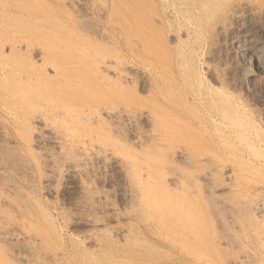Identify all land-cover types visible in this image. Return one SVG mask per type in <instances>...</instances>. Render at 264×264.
<instances>
[{
  "label": "rangeland",
  "instance_id": "1",
  "mask_svg": "<svg viewBox=\"0 0 264 264\" xmlns=\"http://www.w3.org/2000/svg\"><path fill=\"white\" fill-rule=\"evenodd\" d=\"M185 3L191 4L192 1L0 0V16L8 12L13 13L10 17H0V194H2L0 196L2 198L0 200V264H183L178 262L170 250L158 244L155 237L152 235L143 236L141 231L145 229V226H143L144 223L136 219L137 210L135 207L138 208V201L134 199L133 187H130L132 186L130 184L133 170L125 166L124 152L117 151L116 153L109 141L102 142L98 147L100 149L89 146L86 149H81L79 153L85 154L83 156L75 149L74 152L77 151L75 153L69 149L64 150L59 144L58 135L53 131L54 128L44 126L45 121L38 118L31 123L33 129L30 131L32 134L31 151L36 154L42 165L38 170L28 163L24 152L22 153L20 150L18 138L23 133L22 130L10 131V126L15 122V112L20 111L21 104L24 103L23 100L26 98L27 102L31 103L32 96L30 89L17 82L19 80L16 79L17 73L28 69L18 55V46L21 40L25 38L39 40L40 43L42 41V45L45 43L50 48L55 42H57L55 44L63 46L62 41H67V38L79 40L85 38L98 45L103 55L110 57L106 61L107 64H110L115 60V36H131L137 50L141 49L138 45L142 43L149 47L150 38L153 41L155 60H150L152 63L148 62L147 50L143 60H135L130 66L133 68L128 67L129 69L127 68L126 71L129 74V80H125V86L129 93L144 103V106L152 104L156 98L171 99L172 97V100H175L185 111L192 112L191 115H188L191 117L193 111H197L194 108L197 105L193 106L192 104L193 94L199 90L202 83L203 92L210 94L207 95L209 96L208 109L211 106H217L218 103L221 106L224 99L235 103L240 109L238 108V114L237 110L236 112L233 109L231 112L228 110L227 116L230 118L228 122L237 123L240 120L243 123V128L239 129L242 132L246 131L244 133L253 138L252 142L259 134V136H263L260 138H264V65L262 67L249 65L247 62L251 55L246 60L238 45V42L245 38L244 40L253 41L257 50L264 51V6H261L262 4L257 0H253L249 7L247 6L249 3L245 2L238 6L239 9L236 8L237 5L230 9L235 12H220L219 14H223L225 17H220L218 14L214 20L219 23L216 21L214 23L216 26L212 24L214 21L212 20L209 23L210 29L208 28L210 32L203 37L198 32V35L193 32L196 19L189 21L177 17L175 14L180 8L187 10ZM252 6H256L255 9L250 8ZM186 34H191V36L188 37ZM72 46H70L71 52L79 49L83 53L81 50L85 48L81 44ZM36 55L37 53H33L32 57L36 59ZM35 61L38 65L41 64L40 58L37 57ZM48 68V74L54 77V68ZM111 70V73L106 74L115 80L113 67ZM153 82H157L154 83V87H152ZM156 84H158L157 88ZM84 89H82L83 92ZM209 89H211V93ZM51 93L56 94L57 92ZM127 94L128 92H126ZM182 95L185 99L181 97ZM179 98L189 101H184V105ZM187 103L192 104L193 107ZM59 110H66V106L59 107ZM228 113H232V117ZM166 114L177 115L176 112L169 110H166ZM206 117L208 118V115L204 116V118ZM144 119L141 120L142 122H138L137 128H134L135 126L130 128L123 121L122 123L110 121L114 139L134 148L133 153L139 157H144V153L147 151L140 147L141 143H146L148 139L149 128ZM184 120L186 121V119ZM183 121L181 120V125L185 124L187 128L189 120L186 121L187 125ZM167 125L169 126V122ZM223 128L224 126H219L220 130ZM213 129V126L209 124V130L213 131ZM198 132L201 135L204 134L200 130ZM200 134L198 141L201 144L204 139ZM51 136L57 141L50 140V138L53 139ZM202 146L197 148L198 156H209L206 159L211 161L201 163L196 168L189 165V162L187 163L184 159L180 160L177 155L172 156V152L159 155L149 151V159H144L141 165L149 166L151 164L162 173L166 172L168 179L172 180L173 178L172 182L169 180V184L175 180L186 183L193 174L195 176L199 174L196 176L199 178L197 195L207 199L210 197V200L215 199L216 202L211 200L210 202L213 203L207 204L208 211L213 213L214 227L206 232V238L212 240L219 232L224 233L223 231L232 236L231 234L236 233L237 225H228V223L224 225V217L228 218L231 211L230 207L227 210L225 206L222 207V210L218 200L221 197H230V195H233L230 197L232 200L237 197H245L231 190L226 191V188L230 189L235 177L232 163L231 165L229 163L222 174L217 173L215 163L210 159L209 148ZM259 148L264 151V147L260 146ZM86 154L91 155L87 156ZM71 155L75 157H70ZM47 157H51V159ZM95 157H98L99 166L96 164ZM91 158L93 162L89 161ZM49 159L52 162L48 161ZM87 161L90 162V167ZM122 162L124 165H118ZM24 165L28 167V170ZM52 166H54V170ZM253 167H248L247 171L245 170L248 177H250L248 169L255 175V167L259 166H255V169L252 170ZM56 169H59L60 173ZM125 171L128 172L124 174ZM172 172H176V174ZM203 178L206 180L209 178V181L206 182ZM251 178H255V176ZM158 179L159 177L155 175L153 182L156 183ZM214 180H219L229 187L217 191L212 187ZM253 181L252 184H254ZM175 183L172 184L173 186L171 185V188L176 191V189H180L178 186L181 184L177 182L175 185ZM151 190H155V188ZM173 194V196L178 195V193ZM263 196L264 194H259L253 197L261 199V197L264 198ZM13 205L14 207H12ZM244 208L245 206L242 208L243 211ZM242 210L236 214L239 215V218L243 214ZM230 225H232V229ZM4 227L6 228L3 230ZM225 227L226 229L230 227V231L224 229ZM21 234L22 236H20ZM236 242H231L232 246L224 244V249L229 254L236 255L237 252L238 256L241 255L240 257L244 258L246 253L244 255L239 252V250H244ZM128 247L145 253L143 254L144 258L135 256L128 258L129 256L122 252L125 251L124 248Z\"/></svg>",
  "mask_w": 264,
  "mask_h": 264
},
{
  "label": "bare ground",
  "instance_id": "2",
  "mask_svg": "<svg viewBox=\"0 0 264 264\" xmlns=\"http://www.w3.org/2000/svg\"><path fill=\"white\" fill-rule=\"evenodd\" d=\"M191 1V4H184L187 10H181L180 8V10L175 14H177V17L189 21L196 19L197 21L196 23H194L193 32L195 34H197L198 32V34L203 35V37H205V34H208V32H210L208 30V28L210 27L209 23L214 20L220 12L230 11V13H232L234 10L231 11L230 9L235 7V5H237L236 8L239 9L238 6L242 5V3L245 4V2H248V7L253 3V0ZM257 1L262 4L261 6H264V0ZM167 6L169 7V5ZM255 7L256 6H252L250 8L255 9ZM254 9L253 11L255 12ZM247 11L248 9L246 10V12ZM12 14L13 13L8 12L4 13L2 16L10 17ZM218 16L222 17L224 15L219 14ZM230 17L231 15L229 16V19ZM216 21L217 20H214L212 24H214ZM186 35L188 37L191 36V34ZM67 39V41H62L63 44H61L63 46L57 45L55 44L57 42H55L54 44H52L53 47L50 48H48L45 43L44 45H42V41L40 43L39 40L35 39L25 38L19 42L18 55L21 58V62L25 66H27L28 69L17 73L16 79L19 80L17 82H20L30 89V91L32 92V94H30L32 95L30 101L31 103H33L31 104L30 102H27L26 98L23 100L24 103L21 104L20 111L15 112L16 120L13 124H11L10 131H13L15 129L22 130L23 133L19 135L18 138V145L21 148V152H24L28 163L35 169H41L42 165L40 164V161L36 154L31 151L30 147L32 142V134L30 133V131L33 129L31 123L38 118L45 121L44 126L54 128L53 131L58 135L57 139L60 141L59 144L64 150L69 149L74 152L75 149L79 153L81 149H86L87 146L98 148L102 144V142L109 141L110 146L114 148V151H116V153L117 151L125 153V166L133 170V176L131 175L132 182L130 184L132 186L130 187H133L135 193L134 199L138 201V208L135 207L137 210L135 215L136 219L141 221V223H144L143 226H145V229L141 231L144 237H146L147 235V237H149V235L155 237L158 244H160L163 248H167L168 250H170L171 253L176 257L178 262L183 264H264V230H261L264 229V198L261 197V199H255L253 197L258 196L259 194H264V151L259 148L260 146L264 147V138H260L263 136H259V134L258 137L254 139V142H252L251 140L253 138L244 133L246 131L242 132L239 129L243 128V123L240 120H238L237 123L228 122L230 121V118H228L227 116L228 110L230 112L232 109L234 112H236L237 110L236 113L238 114L240 108L237 107L235 103L229 102L224 99L221 106L218 105L219 103H216L217 106H211L210 109H208L209 107L207 106V104H209V96L207 95L210 94L204 93L205 91L203 92L202 83L200 84L199 90L195 91L193 94L194 98H192V104L193 106L197 105L196 107L194 106L195 110L197 109V111H193V115L191 117L188 115H191L192 112H187V109V111H185L183 107H181L175 100H172V97L171 99H167L166 97L162 99L154 98V102L150 105H147L146 107L144 106V103L142 101L135 98L132 93H129L127 87L125 86V80L129 78V74L126 73L127 68H130L135 60H143L144 54L147 50L148 62L152 63L151 61H153L155 53L153 50V41L151 38L149 47L147 46V44L142 43L138 45L141 47V49L137 50L136 45L132 42L131 36H115V60L110 62V64L106 63L107 59L110 57H106L105 55H103V53H101L100 51L101 49L99 50V46L92 43L88 39ZM243 40L238 42L239 49L242 52V56L247 60L248 56L251 55V57L249 56V62L247 63L252 66L256 65L258 67H262L264 65V51L257 50L258 48H255V43L253 44V41ZM74 44L84 45L85 48L81 50L83 51V53H81L79 49L77 51L74 50L71 52L70 46ZM33 53H37L36 59L37 57L40 58V65H38L37 61H35L36 59L32 57ZM243 57L242 59H244ZM48 67L54 68V77L48 74ZM112 67L114 70L113 73L115 76V80H112V78H109L107 75L112 72ZM154 83L157 82H153L152 87H154ZM155 86L157 88L158 84H156ZM83 88H85L84 92L82 91ZM53 91L57 92V95L52 94L51 92ZM126 92H128L127 95ZM209 92H212L211 89H209ZM181 97L183 98V95ZM179 99L181 100V98ZM182 101L183 100H181V102ZM184 101L187 102L189 100L186 99ZM184 101L182 103H184ZM189 103H187V105ZM192 104L189 105L192 106ZM61 106H66V110H59V107ZM166 110H169L171 112L174 111V113L176 112L177 115H168L166 114ZM232 113H230L231 115L229 113L228 114L232 117ZM205 115H208V118L206 117L207 119L204 118ZM143 118H145L144 120L148 125L149 130L147 132V142L143 144L141 143L140 147L141 149L145 148L147 151L144 153V157H139L133 153L134 148L132 149L129 146H126L114 139V135L111 132L112 127L110 126V121H118V123H122L123 121L124 123H127L130 128L134 126V128H137V124L139 125L138 122ZM184 119H186V121L189 120L188 125ZM181 120H184L183 122L186 123L187 128L185 124L181 125ZM167 122H169V126L167 125ZM113 123L116 124L115 122ZM209 124L210 126H213V131L215 130V132L209 130ZM221 125L224 126L223 130L219 129V126L221 127ZM139 129L141 128L139 127ZM199 130L204 134L201 135L198 132ZM199 134L204 139L203 143L201 144L198 141ZM35 140L37 141L36 138ZM50 140H54V137L53 139L50 138ZM202 145H204L206 148H209L211 154L210 159H212L215 163L217 173L222 174L228 167L229 163L230 165L232 163V165L234 166L233 175L235 174V177L230 189L226 188V191L231 190L232 192L236 194L239 193L241 196L245 197H237L235 200H232L230 197L233 195H230V197H221V199L218 200V202L221 204V209L223 206H225L227 210L228 207H230V216L228 215V218L224 217V222H221H223L224 225L226 223H228V225H237L235 227V229L237 228V230L235 231L236 233L231 234L232 236H230V234H225L226 232L222 230L224 233L219 232L212 240L206 238V232L210 230L211 227H214V221L212 219L213 213L211 211H208L207 208V204L212 199L210 200V197L207 199L206 197H199L197 195V193L199 192V178H197L196 176H199V174H196V176L195 174H193L186 183L182 182L181 180L177 181L181 185L178 186V188L180 187V189H176L175 191L171 188V185H174L176 180L175 182L169 184L173 181V178L172 180L168 179L166 172L162 173V171L151 166V164L149 166L141 165V162L144 159H149V151L156 152L159 155H163L165 152L167 154L168 152H172V156L177 155L180 160L184 159L185 161H187V163L189 162V165L196 168L201 163H207L206 161H208V159L206 158L209 156H198L197 154V148L199 146L201 147ZM113 148L111 149V151L113 150ZM83 155L85 154H82V156ZM70 157L75 156L71 155ZM47 158L51 159V157ZM50 159L48 161L52 162V160ZM89 161H92V158ZM97 161L98 159L96 160V164L97 166H99ZM68 163L71 164V162ZM122 164L124 165V162H122L121 164L119 163L118 165L122 166ZM54 166H52V168ZM253 166H259L258 168L255 167V175H253L252 171L255 169ZM25 167L26 169L28 168L27 166ZM56 167L58 168V165ZM73 167L75 168V166ZM248 167H253L251 168L252 170L250 169L252 173L248 169L250 177H248V174L246 173ZM70 169L69 171H71ZM90 170L91 169L89 168V171ZM57 172L60 173L59 169L57 170ZM127 172L125 171L124 174ZM236 172L238 173L237 175ZM77 173H79V171H77ZM172 173L176 174V172ZM155 175L159 177L156 183L153 182ZM77 176L79 175L77 174ZM253 176H255V178H251ZM206 179H204L206 182L209 181V178L208 180ZM169 180L171 181L169 182ZM252 181L254 182V184L251 183ZM176 183L175 185H177ZM212 187L218 191L229 186L224 185L219 180H214ZM152 188H155V190H151ZM173 193H178V195L173 196ZM0 196H2V194H0ZM1 199L2 198H0V200ZM6 202L8 201L6 200ZM212 203L213 202H210V205ZM214 203L216 202L214 201ZM218 204H216L217 207ZM244 206L245 208L243 211L242 208ZM12 207H14V205ZM239 210H242L243 213L241 218H239V215H236ZM10 225L13 227L12 224ZM232 225H230L231 229ZM5 228L6 227L2 229L4 230ZM224 229H226V227ZM229 229L228 232L230 231ZM20 236H22V234ZM236 241L245 251L244 252L239 250V252L244 253V255L246 253V256L244 258H241V255L238 256L239 254L237 255V252L236 255L233 253L229 254L228 251H225L224 249V244H227L229 246L231 242ZM123 250L125 251L122 252H124L125 255H128V258L134 256L137 258H144L143 254L145 253L132 250V248L130 247L124 248Z\"/></svg>",
  "mask_w": 264,
  "mask_h": 264
}]
</instances>
